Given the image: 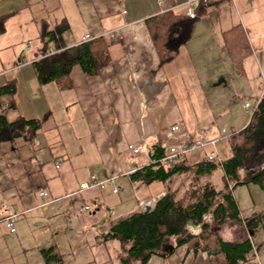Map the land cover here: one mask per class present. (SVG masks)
<instances>
[{"label":"crops","instance_id":"obj_1","mask_svg":"<svg viewBox=\"0 0 264 264\" xmlns=\"http://www.w3.org/2000/svg\"><path fill=\"white\" fill-rule=\"evenodd\" d=\"M187 1L0 0V17L6 18L0 33V88L7 81L15 85L11 98L0 97V117L13 124L16 118L38 121L45 115L37 131L0 143V264H32L20 227L33 221L35 229L65 243L48 248V255L57 260L46 262L41 257L44 249L34 251L42 264H117L118 241L101 243L99 236L141 212L139 202L152 200L140 198L148 186L128 179L151 164L154 146L163 151L181 142L214 140L215 153L227 135L246 127L243 106H255L264 97V0H210L213 5L194 20L190 40L160 65L144 21L168 10L184 16ZM40 22L48 32L65 24L66 31L59 34L63 49L97 37L112 39L109 66L91 78L72 67L66 91L49 83L40 86L30 66L38 60ZM237 25L250 49L238 71L222 44V34ZM128 146L140 152L133 155ZM207 150L184 155L183 165L193 167ZM215 171L193 182L189 174L173 175L157 196L169 190L182 194L205 185L214 188L209 181ZM91 176L95 183L115 180L101 190L81 192L78 185ZM227 186L231 184L226 182L218 192L231 196L239 223H212L207 240L180 247L171 239L145 264H224L216 240L238 245L245 239L253 264H264V254L249 234L261 221L254 208L247 209L250 216L239 208L240 198L234 195L238 186ZM38 193L45 196L39 200ZM9 212L16 216L14 234L2 222ZM196 232L190 234L196 237L200 229Z\"/></svg>","mask_w":264,"mask_h":264},{"label":"trees","instance_id":"obj_2","mask_svg":"<svg viewBox=\"0 0 264 264\" xmlns=\"http://www.w3.org/2000/svg\"><path fill=\"white\" fill-rule=\"evenodd\" d=\"M212 5L210 0L195 3L193 18L190 20L183 15L174 16L168 10L144 21L145 32L160 65L170 62L180 46L190 40V29L194 20L203 17L207 7ZM4 19L5 16L0 17V33L3 30L1 25ZM39 25L37 39L40 47L35 52L38 60L33 61L30 66L40 86L49 83L54 84L58 90L66 91L70 86L67 77L72 67H78L82 76L91 78L96 76L100 69L109 66L107 49L114 44L112 39L97 37L63 49L59 34L66 31L65 24L59 23L50 32L47 31L44 22H40ZM245 39L238 25L222 34L226 57L237 71L250 52ZM48 48L54 54L49 55ZM14 89V82L7 81L0 88V97L7 95L11 98ZM252 112L243 130L232 132L223 139L228 156L216 165L215 162H208L205 156L199 163L188 168L181 161L183 156L176 162L171 160L161 166L159 160L164 158L163 153L159 147L154 146L149 156L151 164L130 174L129 182L141 187H149L155 183L163 186L171 176L182 174H189L193 182L197 177L218 168L222 173L221 180L225 182V188L226 182L233 185V188L253 184L264 197V97H261ZM44 119L45 115L38 121H23L16 118L13 124H9L0 117V143L11 142L27 131H37ZM240 173L245 177L242 180L238 179ZM155 200L149 210L131 214L99 236L101 243L106 240L118 241L120 248L116 257L117 264H145L149 257L156 255L158 249L171 239L177 247L199 238L207 240L206 232L210 227L202 223L201 218L211 209V223L220 225L225 220L239 223V211L234 207L231 196L226 191L216 192L211 185L197 187L193 191H183L179 198L176 197L174 190H169L157 196ZM188 223L200 226V232L196 237L186 229ZM249 226L247 225L248 228ZM216 244L219 254L224 258V264H253V256L246 239L238 245L224 244L218 240ZM41 257L46 262L49 258L58 259L53 255L49 256L47 251L42 252Z\"/></svg>","mask_w":264,"mask_h":264},{"label":"rangeland","instance_id":"obj_3","mask_svg":"<svg viewBox=\"0 0 264 264\" xmlns=\"http://www.w3.org/2000/svg\"><path fill=\"white\" fill-rule=\"evenodd\" d=\"M226 149H227V146H226L225 141H222L219 144H217L216 149H215V154L217 155L215 165L228 156V154L226 153ZM220 177H221V172L217 168L216 171L211 176L210 181H209L216 189V192L223 191L224 186H223V183L220 181ZM244 178H245L244 174L240 173L238 176V179L242 180ZM146 189H145L146 192L142 193L140 195V198L148 196V197H151L152 200H154L156 199L155 197L157 196V194L160 191H163L162 185L158 183H155L154 185H152L149 188L147 187ZM227 189L232 190L233 185L229 187L227 186ZM180 195L181 194L176 193V197L179 198ZM234 195L240 198L239 204L241 206L239 208L245 213V215H248V216L251 215V214L250 215L247 214V209H251V208L255 209V213L258 215L257 217H258V220L261 221V224L260 226L258 225L257 227L253 228V230L250 231L249 234L251 235V238L254 241V244L256 245L255 247L259 249L260 253L264 254V198L262 194H260V192L257 190V187L255 185L248 184L245 186L244 185L238 186ZM211 210L208 214H206L205 216L201 218L202 223L207 224V225L212 224L211 223L212 221ZM48 223H51V222H48ZM20 228H21V234L25 236L24 238H22V240L24 241L23 243L26 244V246L28 247L26 258H28L29 263L42 264L41 259L35 256L36 254L34 253V251H37L38 248L44 249V251H48L49 246H52L54 244L56 246L59 245L60 247H62L63 244L65 245V243H61V244L57 243L54 240V236L52 235L47 236L45 233H43V232H48V231H44L41 229H35L34 221L32 222V224L27 225V228L24 225H22ZM186 229L189 232H191L192 235H194L193 234L194 232L195 234L198 233L196 231H199L200 226L199 225L194 226L188 223V225L186 226ZM30 253H33V254H30Z\"/></svg>","mask_w":264,"mask_h":264},{"label":"built area","instance_id":"obj_4","mask_svg":"<svg viewBox=\"0 0 264 264\" xmlns=\"http://www.w3.org/2000/svg\"><path fill=\"white\" fill-rule=\"evenodd\" d=\"M208 0H189L187 2H185L183 4V6H185V14L184 16L187 18V19H192L193 18V9L195 7V3H205L207 2ZM47 52L49 55H52L54 54V52H52L49 48L47 49ZM263 84V88H264V80L262 81ZM257 106V104L255 106H250L249 104H245L243 106V110L244 112L247 113L248 115V119L249 117L251 116V114L253 113V109ZM172 131H176L175 128H171ZM215 144L216 142L214 140H208L207 142H195V143H188V142H181L180 144H176V145H172L171 147H168V149H164L162 151L163 153V157L162 159L159 160V165L163 166L165 165L168 161H178L180 159H182V157L186 154H189V153H192L194 152L195 150L197 149H208L207 153L205 154L206 155V160L209 162H215L216 161V158L217 156L215 155L214 153V148H215ZM128 150L130 151V153H132L133 155L137 154L138 152H140V149L137 147V148H133L132 146H128ZM115 179H109V180H106L104 182H101V183H95V178L93 176H91L89 178V181H87V183H84V184H81V185H78L79 187V190L82 192V191H85L87 189H90V188H95V189H99L101 190L104 186L105 183H107V185L109 186H112L113 185V182H114ZM116 192V189L114 188L112 190V193L115 194ZM45 196L44 193H38V199L40 200L41 198H43ZM156 202V200H152V201H142V202H139L138 203V209L140 211H143L145 208L146 209H150L154 203ZM83 211H87V208H84ZM15 221H16V216L13 215L11 212H9L8 214H6V216L4 217L3 219V226L5 228L6 231H8L9 233H13L14 234V228H13V225H15Z\"/></svg>","mask_w":264,"mask_h":264},{"label":"water","instance_id":"obj_5","mask_svg":"<svg viewBox=\"0 0 264 264\" xmlns=\"http://www.w3.org/2000/svg\"><path fill=\"white\" fill-rule=\"evenodd\" d=\"M144 210L146 211L147 209L145 208Z\"/></svg>","mask_w":264,"mask_h":264}]
</instances>
